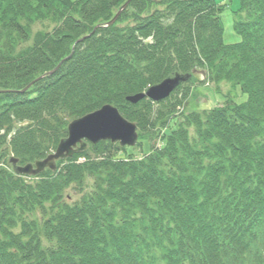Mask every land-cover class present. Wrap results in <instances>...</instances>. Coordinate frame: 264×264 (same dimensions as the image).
Segmentation results:
<instances>
[{
	"label": "trees",
	"instance_id": "16d2710c",
	"mask_svg": "<svg viewBox=\"0 0 264 264\" xmlns=\"http://www.w3.org/2000/svg\"><path fill=\"white\" fill-rule=\"evenodd\" d=\"M127 1L0 0V264H264V0H240L237 44L217 0H134L106 27ZM38 22L54 29L32 36ZM176 75L168 99L127 101ZM198 83L231 97L186 113ZM106 105L142 158L100 142L33 182L14 173Z\"/></svg>",
	"mask_w": 264,
	"mask_h": 264
},
{
	"label": "water",
	"instance_id": "95a60500",
	"mask_svg": "<svg viewBox=\"0 0 264 264\" xmlns=\"http://www.w3.org/2000/svg\"><path fill=\"white\" fill-rule=\"evenodd\" d=\"M131 1L132 0H129V2L120 9L115 18L107 24L108 27L117 22L121 13L127 9ZM60 65L57 69L44 75L41 79L53 75L57 72ZM189 78L190 77L187 75H176L167 78L160 84L151 87L146 93H140L128 97L127 101L132 104H138L144 99H149L156 103L164 101ZM137 130V126L124 119L117 108L111 105H106L98 111L70 123L68 127V137L61 140L57 150L46 159L38 161L34 165L28 164L24 167H18V161L15 159H11L10 162L15 167L16 174L37 176L43 173L46 169L52 171L56 170V162L59 160L70 158L75 153L84 151L87 147L86 141L91 144H97L102 141H111L112 143L120 142V145L123 147H135L139 140ZM78 144H80L79 148L77 147Z\"/></svg>",
	"mask_w": 264,
	"mask_h": 264
},
{
	"label": "rangeland",
	"instance_id": "374dc122",
	"mask_svg": "<svg viewBox=\"0 0 264 264\" xmlns=\"http://www.w3.org/2000/svg\"><path fill=\"white\" fill-rule=\"evenodd\" d=\"M217 2L223 7V10L221 13V20H222V24L224 28L225 44L240 43L242 39L236 33L234 29V25L237 20V13L240 9V0H217ZM28 28L31 30L32 36H34L38 32H51L54 29V25H52L51 23L38 22L33 25H30ZM20 47L19 49H21ZM231 89L232 88L229 84H222L219 88H217L215 85L211 83L209 87H207V83H204V84L198 83L192 96L186 102V113L195 112V111L201 112L204 108L205 109L211 108L212 106L223 103V101L225 100V97H231L229 94V92H231ZM232 98H233V101L238 104H241L247 101V96L242 94L239 89H235L233 91ZM190 133L193 135L192 130H190ZM259 141L261 143H264V138L260 139ZM143 143H144V147H143L144 153L149 152L151 150L150 145L146 143V141H144ZM156 146L159 147V145H156ZM126 153L128 155H135L137 156V158L143 157V152H141L140 148H127ZM12 167L15 168L14 166ZM18 176L24 177V179L28 180L29 182H33L34 180L33 178L37 177V176H28V175H18ZM91 188H92V182L88 181L84 192L89 193L91 191ZM65 196H66V199H65L66 201L70 203H74L80 199L81 194L77 188L71 187L66 192ZM40 217H41V214L36 212L33 216L29 217L28 219L37 220V219H40ZM44 245L49 246L47 243H44Z\"/></svg>",
	"mask_w": 264,
	"mask_h": 264
},
{
	"label": "bare ground",
	"instance_id": "6f19581e",
	"mask_svg": "<svg viewBox=\"0 0 264 264\" xmlns=\"http://www.w3.org/2000/svg\"><path fill=\"white\" fill-rule=\"evenodd\" d=\"M132 1H134V0H132ZM132 1H131V2H132ZM127 2H129V0H128ZM127 2H126V3H127ZM131 2H130V4H131ZM126 3H125V4H126ZM125 4H124V5H125ZM130 4H129V5H130ZM124 5H123V6H124ZM123 6H122V7H123ZM128 7H129V6H128ZM231 90H232V89H231ZM118 111H119V110H118ZM10 161H11V160H10ZM60 161H61V160H60ZM37 162H38V161H37ZM35 163H36V162H35ZM35 163H34V164H35ZM11 164H12V163H11ZM30 164H31V163H30ZM34 164H33V165H34ZM12 165H13V164H12ZM27 165H28V164H27ZM56 169H57V164H56Z\"/></svg>",
	"mask_w": 264,
	"mask_h": 264
}]
</instances>
